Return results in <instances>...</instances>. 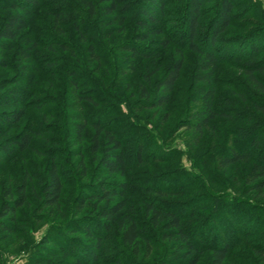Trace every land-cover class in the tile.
Wrapping results in <instances>:
<instances>
[{"label":"rangeland","instance_id":"rangeland-1","mask_svg":"<svg viewBox=\"0 0 264 264\" xmlns=\"http://www.w3.org/2000/svg\"><path fill=\"white\" fill-rule=\"evenodd\" d=\"M155 1L113 0L109 13L101 0H0V28L8 16L29 17L12 40L0 39V264H212L223 245V264H264L255 253L264 251V180L249 174L264 161V110L255 109L264 94L244 72L263 60L246 55L264 39V0H228L213 72L189 49L188 0ZM220 3L202 0L194 39L202 51ZM178 64L164 101L161 82ZM211 96L216 117L202 128ZM82 121L77 138L72 124ZM96 123L119 141L123 173L101 166L118 152L103 134L91 153ZM23 137L28 146L17 151ZM51 165L62 187L53 205L42 193ZM106 192L113 198L100 201ZM119 202L126 207L100 217ZM149 204L178 215L193 250L165 215L152 221ZM123 220L124 230L136 225L132 245L118 230Z\"/></svg>","mask_w":264,"mask_h":264},{"label":"trees","instance_id":"trees-1","mask_svg":"<svg viewBox=\"0 0 264 264\" xmlns=\"http://www.w3.org/2000/svg\"><path fill=\"white\" fill-rule=\"evenodd\" d=\"M102 2H108L110 4V7H108V12L109 13H113L116 9H117V3L114 2L113 0H101ZM29 4L31 6H36L38 0H28ZM202 0H188V4H187V25H186V29L188 31V46L189 49L192 51L197 52L200 56H202L203 59V63H202V70L206 71V70H210V71H215L216 66L218 65L219 62H222V59H219V57L217 55H215L213 53L214 48L216 47V39L215 37L219 34L222 33L225 29H227V27L229 26L230 23V18H229V14L230 11L232 9V6L230 4V2L228 0H221L220 3V7H219V17L217 18V21H214V29L211 33V45H210V50L208 51H202L198 45L195 44L194 39H196L197 37V27H198V18L200 15V6H201ZM155 4L160 7L161 4V0H156ZM14 7V6H12ZM143 16L147 18V21L149 22H154L155 18L154 15L152 14V12H143ZM29 17H23V16H16V15H12V16H8L6 18V20L3 23V26L0 28V39H7V40H12L16 34L18 33L19 29H21V27H23V25L28 21ZM264 38V37H263ZM264 41V39H263ZM263 41L260 42H256L254 44H251V47L248 49L246 58L248 60H252V58H254L256 56L257 53L260 52H264V43ZM250 60V61H251ZM180 69V65H176L175 69L173 70L172 73L168 74L161 82V86L164 87L165 93H163L164 95H160V97H162L164 99V101H167L168 99V95L172 89V85L173 83L177 80L178 78V71ZM244 72L246 74V76L248 77L249 81H250V85H254L257 89H258V93H263L264 94V86L263 84L257 79L255 78V75H261L264 76V56H263V60L261 61V63L256 64L254 66V64L249 65V67L245 66L244 68ZM12 96L11 97H16L18 96L17 94V90H13L11 91ZM167 94V95H165ZM212 97L211 96V100L206 102V109L207 111L205 112L207 114V117L202 120V123L199 127L202 128H207L208 124L210 121H212L213 119H215L216 117V112L214 110H212L211 104H212ZM2 103V99H0V104ZM263 107L256 104L255 105V109L256 110H261L263 111L264 108ZM20 114L16 115L17 117ZM87 124L85 123V121H82L81 123L78 122H74L72 124L73 127V134H75V137L79 138V136L81 135L83 128L86 126ZM94 127L96 128V132L95 135L93 136V142H92V146H91V153L93 155H95L99 149V145H98V138L99 135L103 134L104 139H106L108 142H106L107 144H111L112 145V150L113 151H118L115 152L111 158H109L107 155L105 154L104 156L101 157V166L109 173V174H118V173H123L125 166H126V157L123 155V153L119 150L120 149V143L119 141L113 140L112 137L110 136V132L109 130H105V128L100 127L99 124H94ZM257 136V135H255ZM109 139V140H108ZM28 142H29V138L26 139V137H23L22 139H20L16 145L14 146V149L18 150H24L27 148L28 146ZM251 145L250 147H255V138L252 137L251 141H250ZM5 153H7L8 149L5 148L4 149ZM8 154V153H7ZM250 157V152L247 151L245 153H239L237 155H235L233 157V161H238L241 159H247ZM230 161V160H229ZM233 162H229L227 163V165H231ZM254 180H264V161L263 162H255L250 170L249 173ZM61 182H60V177L57 174V170L55 168L52 167V165L49 167L48 171H47V180L43 186L42 189V193L45 197L46 202H48L49 204H56L58 203L60 194H61ZM104 198H100L102 200L105 199H112L113 196L111 193H102ZM114 195V194H113ZM101 195H96L95 197H99ZM126 206L123 204V202H119L116 205H113L112 207L108 208V209H104L99 215L100 217H105L108 219H111L114 215H116L118 212H120L123 208H125ZM146 211L147 213H151V219L152 221L158 220L161 215H165V217L167 218V220H169L170 223V227H172L173 229L177 230V235L179 237H181L186 245L187 248H189L190 250L194 249V244L193 242L188 240L187 237V233L183 232L180 230L179 227V219H178V215L176 213H174L171 210H163L162 208H160L159 206L154 207L151 204H149L146 207ZM126 220V218H125ZM123 221H119L118 223V230L121 231L123 233V240L126 244L128 245H132L134 243V241H136L139 237L138 234L136 232V225L134 223L133 220H131L127 226V229L124 230L123 229ZM153 225V222H152ZM123 230V231H122ZM89 233V232H87ZM255 253H258L259 255H262V253H264L263 250H256ZM228 254V246L227 245H223V247H218L215 249L214 251V258L212 259V264H223V262L225 261L226 257ZM190 264H193V262H191Z\"/></svg>","mask_w":264,"mask_h":264}]
</instances>
